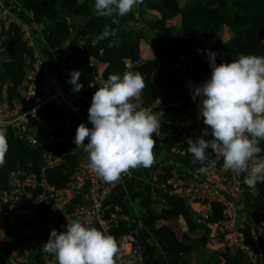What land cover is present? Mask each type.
Returning a JSON list of instances; mask_svg holds the SVG:
<instances>
[{
  "label": "trees",
  "instance_id": "1",
  "mask_svg": "<svg viewBox=\"0 0 264 264\" xmlns=\"http://www.w3.org/2000/svg\"><path fill=\"white\" fill-rule=\"evenodd\" d=\"M29 2V9L33 10L34 20L38 24L50 26L45 33L46 44L52 51L69 46L74 53L65 55L67 69L73 70L88 63L90 57L106 64L105 71L98 78L107 80L111 74H124L127 66L126 61L131 60L136 63L130 72L139 73L143 77L145 87L140 95L145 105H152L156 99L154 86L158 85L171 93L174 99H180L183 114L192 116L199 115V106L195 101L189 99V90L186 88L182 74L184 70L192 73V82L195 86L199 82H205L211 75V68L208 58L199 59L198 51L204 42L198 41L195 34L203 32L211 41L210 50L218 53L217 64L222 62H232L240 54L264 56V0H197L182 7L179 0H153L148 2L151 12H159L160 15L151 16L148 12L141 14V17L149 23L151 32L161 37L157 45L156 55L153 59L142 60L140 49V35L145 36V29L139 31L133 29L127 23L136 19V14L131 10L127 15L120 17L115 13L113 16H98L95 12V0H20ZM255 4H260L261 8L254 12ZM143 10V9H142ZM63 11V17H59ZM74 16H82V23L76 30L72 20ZM174 17V18H173ZM176 18V19H175ZM117 20L118 23H113ZM175 21L180 24H171ZM131 23V22H130ZM110 27L116 31L114 37L105 38L103 36L106 28ZM227 29L230 34L228 41H221L223 30ZM182 32V34H179ZM218 37V38H217ZM217 38V39H215ZM0 40L6 48V53H0V68L4 71V82L8 85L6 89L8 101L13 104L18 100L24 90L26 77V53H32L23 40L18 28L11 26L0 27ZM159 70L156 78L154 75ZM83 80L89 82L87 78ZM2 83V84H3ZM171 97L168 95L161 103L160 107L170 104ZM192 103V109H187ZM59 116L56 108L50 109L43 117L44 127L51 125ZM200 116V115H199ZM201 127L206 129L201 118ZM54 135L58 136L65 129L63 126H54ZM156 150L162 151L168 161L185 164L174 152V149L186 150V143H178L172 132L164 135L154 136ZM8 149L3 155V163L0 164V197L1 192L12 188L11 173L24 175L29 178L32 174L30 159L23 154L18 147L7 142ZM73 171L64 165L59 167H49L45 171L47 182L56 190H63L69 187L72 182ZM184 180L186 177H183ZM164 183L171 181L168 189L177 188V180L182 178L174 176L170 172L163 178ZM176 186V187H175ZM139 203L142 207L149 208L151 195L139 192ZM119 207L120 211H116ZM50 208V207H49ZM128 205L121 201L117 205L107 209V216L112 214H129ZM247 219L251 222L256 232V237L261 247V262L264 264V210L255 213L250 208H244ZM50 209L42 207L37 218L21 219L15 222V229L8 230V237L0 245V264H9V252L11 247L36 246L32 233L24 236L19 235V229L23 225H33L38 227L40 223L46 222ZM0 216L3 222L11 221L10 218L0 209ZM177 217L175 210L165 206L159 216L149 213L143 221L154 234L158 241L166 242L169 247V254L189 253L193 246L186 243L187 233L182 237L177 236L175 229L168 226L156 227L157 218ZM223 217V206L213 203L211 206V220L220 221ZM55 230L60 227L66 229L67 222L62 215L56 216L52 221ZM206 231L199 237V244L206 246L210 240L211 231ZM62 231V232H63ZM218 240L226 244L227 236L219 235ZM217 238V237H216ZM144 249L145 264H172L167 254L162 252L158 245L146 243ZM144 247V246H143ZM216 252V250L214 251ZM246 254L237 249L226 248L223 254L225 264H242Z\"/></svg>",
  "mask_w": 264,
  "mask_h": 264
},
{
  "label": "crops",
  "instance_id": "2",
  "mask_svg": "<svg viewBox=\"0 0 264 264\" xmlns=\"http://www.w3.org/2000/svg\"><path fill=\"white\" fill-rule=\"evenodd\" d=\"M153 0H139V2L133 7V11L136 16L141 18V14L148 12L151 16L160 15L159 12H151L148 8V2ZM182 7L186 4L192 3L197 0H179ZM29 2H23L24 7H28ZM29 8V7H28ZM137 10H135V9ZM143 9V10H142ZM63 11H60L59 17H63ZM25 15H23L24 17ZM82 16H74L72 20L78 23H73L74 28L77 30L78 26L82 23ZM174 18V17H173ZM145 24V31L143 37L140 35V49H141V59L150 60L153 59L156 55L157 45L161 40L160 36H157L151 32L149 23H147L143 18H141ZM176 19V18H175ZM136 20V19H135ZM135 20L127 23V26L131 25L135 29ZM35 22V20H34ZM36 23V22H35ZM171 24H180V22L175 21ZM1 27V26H0ZM50 26L39 24V30L37 34V50L42 54L43 58L47 62L48 66L56 73L60 74L62 81L63 89L67 94L71 93V87L68 83L70 79V72L73 70H78L81 72L80 82L83 78H87L91 83L90 88L85 91L81 98L80 103L83 108V113L88 119L90 108V103L92 102V97L95 91L100 88V84L97 82V75H102L105 71L106 64L97 61L95 58L90 57L87 64L77 67L73 70L64 71L61 70L60 64L62 59L65 58L67 52L74 53L73 50L69 49V46L56 49L54 51L50 50L46 44L45 33H47ZM2 28V27H1ZM139 31V30H138ZM205 35L203 32H199ZM182 34V32H179ZM198 34V33H197ZM196 35V34H195ZM206 36V35H205ZM218 38V37H217ZM215 38V39H217ZM221 41H228L230 39V34L227 29L223 30L221 34ZM204 42L201 50H209L212 41L206 36V40H198ZM6 53V48L0 40V53ZM199 59L208 58L206 54L202 55L198 53ZM136 63L131 60L126 61V66L130 65L131 68ZM1 72V81H0V100H8L6 89L8 85L4 82L3 76L4 71L0 68ZM159 70L154 75V78L157 77ZM183 82L186 88L189 90V99L194 101L192 98V93L195 87L203 84L204 82H199L193 86L192 82V73H189L187 70L183 71L182 74ZM85 81V80H84ZM191 82V84H190ZM3 83V84H2ZM154 91L156 93L155 102L153 105L157 108H161L160 105L163 100L168 95L171 97L170 104L163 107V116L161 117V127L159 129V135L162 136L167 132H172L174 138L178 143H186L189 138L193 141L200 138L204 128L201 127V117L198 115L193 118L192 116L185 117L183 114L182 104L180 99H174L171 96V93L168 92L165 88H162L158 85L154 86ZM141 97H136L138 99ZM196 105L199 106L200 100L197 98L195 100ZM193 105L190 104V107L187 109H192ZM89 121V120H88ZM90 122V121H89ZM91 123V122H90ZM79 125V118H74L71 126L68 130L64 129L60 135H65L64 137L57 140L45 141L39 145L33 146L28 143L18 139L14 132L9 129L7 133V142L15 144L18 149L25 154L30 159L31 174L33 178V183L26 185V191L30 193L34 198H37L41 194H50L52 190L47 187L45 171L49 168V165L46 164L44 155L46 153H52L61 159L60 163L52 165L50 167H59L64 165L67 168L73 171L72 181L74 179V173L77 166L84 160L86 153L77 148V145L74 143L76 136V130ZM155 136V134H154ZM56 137V136H54ZM205 139H211L212 137L205 136ZM86 142V141H85ZM188 145V144H187ZM188 147V146H187ZM260 147L264 149V141L260 143ZM179 150V149H177ZM180 151V150H179ZM184 152L182 155H176L184 161L185 164H180L179 162L168 161L165 163V154L154 148V163L149 168L137 167L133 168L130 176H120V178L115 181L114 187L107 196L106 206L107 208L117 205L119 202L124 201L128 205L129 214H119L117 215V222L115 225L111 226L107 230L102 229L99 226H92L101 231H104L106 234L111 235L116 243L117 247L122 245L127 252L132 248V244L135 243L144 246L149 241L152 242L150 245L156 244L161 249L162 252H165L171 261L172 264H225L223 259V254L226 252L227 246L222 241L218 240V233L216 227L221 223L220 221L211 220V211L209 212L207 207L201 202H192L189 198L185 197L180 189H167L163 188V177L167 173L174 174L176 177L182 178L177 180L176 185L180 186L185 182V180L190 177V171L201 165L211 162L214 159V153L211 152V149H208L206 155L208 160L201 164L200 162L193 163V156L190 154L187 149L181 150ZM264 156V151L261 152ZM15 173V172H12ZM11 173V175H12ZM17 174V173H16ZM10 175V176H11ZM246 173H241V177L244 181ZM24 176V175H19ZM26 178V176H24ZM183 177H186L184 180ZM11 179L12 176H11ZM72 183V182H71ZM70 183V184H71ZM70 186V185H69ZM87 185L85 184L80 190L75 192L70 199H67L64 206L59 208L57 205V199L54 196H49L47 199L42 201L40 205L35 209L31 210V206L19 205L13 206L9 209L8 217L11 221L3 222L0 216V245L5 242L8 237V230L15 229V222L20 220L23 215L24 219L37 218L41 213L42 207L45 209H50L47 219L55 218L56 216L63 215L64 213L70 214L74 211L78 198L82 196ZM176 187V186H175ZM13 188V181H12ZM11 188V189H12ZM10 189V190H11ZM63 193V190H59ZM3 192V191H2ZM1 192V194H2ZM139 192L149 193L151 195L152 205L149 208L142 207L139 203ZM241 202L244 208H250L255 213H261L264 210V183H257L253 188H249L243 183V192L241 197ZM167 206L172 210H175L178 213L177 217L171 218H157L155 222L156 227L168 226L175 229L178 237H182L183 233L188 234L186 240L187 244L193 246V250L189 253H186L184 256L182 254L176 253L175 255L169 254V247L166 242L158 241L154 234L147 227L144 226L143 221L148 217L149 213H153L159 216L163 208ZM50 207V208H49ZM121 210V209H120ZM119 210V211H120ZM224 213V207H223ZM238 229L242 234L243 243L247 246L249 251L253 253L259 252V244L255 240V230L251 222L247 219L246 211L242 208L240 211ZM12 219H15V222H12ZM223 219V217H222ZM213 223L214 228L209 227V224ZM53 226L51 231L53 230ZM205 229L211 231L210 240L206 246H201L199 244V237L206 231ZM51 231L44 229L43 227H37L33 235V240L36 242V246L27 247V252L22 251L18 248L11 247L8 249L9 252V264H13L17 256H24L25 262L27 264H42V259L45 256H52L49 253H45L42 250L43 245L49 240ZM58 232H62L63 228L60 227ZM22 233V228L19 229V234ZM217 237V238H216ZM228 238V237H227ZM216 250V252H214ZM247 255V254H246ZM118 260L116 258V264ZM56 264V262H55ZM143 264L145 262L143 261ZM242 264H259L258 261H253L250 256H246L243 259ZM260 264H263L262 262Z\"/></svg>",
  "mask_w": 264,
  "mask_h": 264
},
{
  "label": "clouds",
  "instance_id": "3",
  "mask_svg": "<svg viewBox=\"0 0 264 264\" xmlns=\"http://www.w3.org/2000/svg\"><path fill=\"white\" fill-rule=\"evenodd\" d=\"M138 2L95 0L94 10L98 16L115 13L123 17ZM115 35L110 27L103 33L105 38ZM197 51L207 55L211 75L192 93L194 101L200 100L199 115L208 126L200 138L187 140L193 163L204 164L211 149L223 158L225 169L246 173L243 183L247 187L264 183V156L260 155L264 151L260 147L264 141V56L240 54L230 63L217 64V52ZM80 76L78 70L70 72L68 83L74 92L83 88ZM144 87L139 73L109 75L95 91L88 109L92 127L81 123L76 130L74 143L88 154L86 167L105 182H115L129 169L149 168L154 163V134L159 135L161 119L131 102ZM209 135L211 139L204 138ZM6 136V129L0 126V164L8 149ZM42 250L53 255L56 264H116L118 253L111 235L78 220H67L63 232L53 229Z\"/></svg>",
  "mask_w": 264,
  "mask_h": 264
},
{
  "label": "built area",
  "instance_id": "4",
  "mask_svg": "<svg viewBox=\"0 0 264 264\" xmlns=\"http://www.w3.org/2000/svg\"><path fill=\"white\" fill-rule=\"evenodd\" d=\"M23 15L25 16L23 17ZM134 22L136 30L145 28V24L139 16H136ZM0 26L4 28L17 27L26 45L32 49V53L25 54L27 65L26 77L24 90L20 98L13 102V104H10L7 99L5 101L0 100V126H3L6 131L11 129L18 139L33 146L64 137L65 135L54 137L53 127L58 125L68 130L74 118H79V125L84 123L91 128L92 124L85 117L80 103L82 94L90 88L91 83L82 80L80 82L83 84L81 91H72L73 86L71 87L70 94L64 91L60 74H56L48 66L42 54L37 50L39 24L34 22L33 10L24 7L23 2L20 0H0ZM60 68L66 72L69 71L65 64V58L62 59ZM130 69L131 66L128 65L125 72H130ZM106 81L97 77V82L100 86ZM131 102L138 109H146L150 113L157 115L160 119L163 116V109L157 108L153 104L147 106L140 98H133ZM52 108L57 109L59 116L51 125L44 127L45 120L43 115ZM185 117L189 116L185 115ZM85 141L87 143L88 139L86 138ZM174 152L177 155L184 153L177 149H174ZM87 156L88 154L86 153L84 160L76 168L72 183L69 187L63 189V193L46 182L47 187L52 192L50 194H41L37 198H34L25 188L26 185L33 183L32 175L29 178H25V180H21L18 178V174L12 173L13 188L2 192L0 209L7 216L9 209L13 206L25 204L31 206V210H35L49 196H54L57 199L58 207L62 208L66 200L70 199L75 192L86 184L87 187L82 196L78 198L74 211L70 214L64 213L62 216L66 222L67 220H78L85 226H99L107 230L117 222L116 214H112L110 217L107 216L108 208L106 206L107 196L113 189L115 182H105L96 176L95 173L90 172L86 167ZM44 158L49 167L61 161V159L52 153H46ZM202 167L205 168L203 172L200 171ZM132 171L133 169H129L127 172L122 173L121 176H130ZM190 173V177L175 189H180L190 201L203 203L209 212L213 203L221 204L224 207V213L220 225L216 227L218 235H226L228 237L225 244L227 247L247 254L253 261H258L260 264V245L258 253L249 251L243 243L242 234L238 229L240 211L243 208L241 202L243 192L241 173L236 174L230 169H225L223 158L216 154H214L213 161L192 169ZM171 183V181H168L167 183H163L162 186L167 190L168 185ZM119 209V207H116V211ZM54 219L50 218L46 222L40 223L38 227L51 231ZM15 221V219H12V222ZM209 227L214 228L213 223L209 224ZM35 230H37V227L33 225H23L22 233L19 235H28ZM255 240L258 242L256 232ZM148 243L151 244L152 242L149 241ZM117 248V264H143L144 247L133 243L129 252L122 245ZM19 249L27 252V248L23 246H20ZM55 262V258L52 256H45L42 259V264H55ZM13 264L27 263L25 262V257L21 255L16 257Z\"/></svg>",
  "mask_w": 264,
  "mask_h": 264
},
{
  "label": "water",
  "instance_id": "5",
  "mask_svg": "<svg viewBox=\"0 0 264 264\" xmlns=\"http://www.w3.org/2000/svg\"><path fill=\"white\" fill-rule=\"evenodd\" d=\"M195 38H196L197 40H206V36L203 35L202 33H198V34H196V35H195ZM190 84H191V82H190ZM18 178L21 179V180H25V177H24V176H18ZM185 264H187V263H185Z\"/></svg>",
  "mask_w": 264,
  "mask_h": 264
},
{
  "label": "rangeland",
  "instance_id": "6",
  "mask_svg": "<svg viewBox=\"0 0 264 264\" xmlns=\"http://www.w3.org/2000/svg\"><path fill=\"white\" fill-rule=\"evenodd\" d=\"M261 8V5L260 4H255V6L253 7V11L254 12H256V11H258L259 9ZM135 9V8H134ZM135 10H137V9H135ZM142 18V17H141ZM0 72H1V70H0ZM2 73V72H1ZM0 77H1V75H0ZM0 81H1V78H0Z\"/></svg>",
  "mask_w": 264,
  "mask_h": 264
}]
</instances>
